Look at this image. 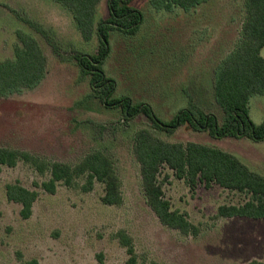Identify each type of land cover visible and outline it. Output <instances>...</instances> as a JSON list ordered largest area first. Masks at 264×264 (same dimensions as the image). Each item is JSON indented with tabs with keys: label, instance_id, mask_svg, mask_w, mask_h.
Masks as SVG:
<instances>
[{
	"label": "rangeland",
	"instance_id": "1",
	"mask_svg": "<svg viewBox=\"0 0 264 264\" xmlns=\"http://www.w3.org/2000/svg\"><path fill=\"white\" fill-rule=\"evenodd\" d=\"M108 4L101 0L97 6L93 36L85 40L73 14L55 0H0V61L14 59L16 47L22 45L21 32L32 36L46 57L40 84L0 97V148L71 166L101 151L114 162L123 197L119 206L105 205V186L95 181L93 189L84 192L85 177L76 179L73 187L59 182L51 194L41 186L50 179L48 173L40 174L23 160L14 167L3 166L0 264H23L33 258L40 264L264 263V220L218 215L220 206L242 205L251 199L249 194L216 184L191 188L163 166L159 183L164 197L194 228L190 233L170 228L148 206L134 154L138 130L149 129L170 143L219 148L263 177L264 141L216 139L189 125L167 134L142 113L126 117L121 105L97 98L91 76L83 73L78 59L99 56L97 28L110 17ZM132 6L143 14L138 31L128 35L114 30L109 35L103 64L106 77L115 83L109 99L149 105L163 123L191 102L222 121L214 74L241 40L244 1L206 0L185 9L132 0ZM260 55L264 58V47ZM249 112L256 125L263 123L264 94L251 97ZM14 183L39 193L29 219L21 217L20 204L7 198L6 186ZM122 234L134 247L132 262Z\"/></svg>",
	"mask_w": 264,
	"mask_h": 264
},
{
	"label": "trees",
	"instance_id": "2",
	"mask_svg": "<svg viewBox=\"0 0 264 264\" xmlns=\"http://www.w3.org/2000/svg\"><path fill=\"white\" fill-rule=\"evenodd\" d=\"M69 10L77 28L85 40H90L95 30L96 8L101 0H55ZM152 0L159 8L176 5L185 9L194 8L206 0ZM245 18L241 40L233 52L215 71V101L223 112L221 121L214 113L191 102L188 108L168 123H163L149 105L132 106L129 99L110 100L115 91V83L106 77L103 64L108 56L109 35L114 30L125 34H135L143 22V14L132 6V0H109V18L99 23L97 32L101 42L99 56L78 59L83 73L91 76V85L97 98L106 104L121 105L126 117L142 113L159 130L173 134L179 127L189 125L196 132H208L212 138H247L255 142L264 141V121L256 125L250 118L249 102L252 96L264 94V58L260 55L264 47V0H243ZM21 46L16 47L14 59L0 61V97L19 90L33 88L40 84L46 71V57L38 42L30 35L19 34ZM57 52V51H56ZM134 154L140 165L144 195L148 206L162 224L190 233L194 228L184 214L173 211L164 197L159 183L163 166L173 170L178 179L185 180L191 188L198 183L206 187L218 185L222 188L249 194L251 199L242 205H223L218 215L224 218H248L264 220V177L252 171L235 155L216 147L189 142H166L155 136L149 129H141L134 136ZM23 160L30 163L40 174H49L50 179L42 183V188L55 194L59 182L68 187L75 185L76 179L86 178L84 192L93 189L95 181L105 186L102 202L119 206L123 197L121 181L112 159L101 151H94L77 165L48 162L28 152L0 148V172L3 166L14 167ZM7 198L22 206L20 214L29 219L39 193L31 191L19 183L6 186ZM121 242L127 247L134 261V247L130 240L121 235ZM19 257L22 258L21 254ZM23 264H40L36 258ZM248 264H264L252 261Z\"/></svg>",
	"mask_w": 264,
	"mask_h": 264
}]
</instances>
